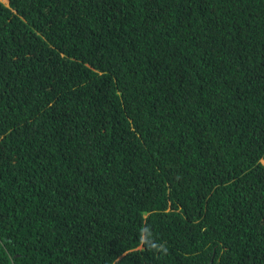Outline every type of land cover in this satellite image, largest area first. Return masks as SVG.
<instances>
[{"label":"trees","instance_id":"16d2710c","mask_svg":"<svg viewBox=\"0 0 264 264\" xmlns=\"http://www.w3.org/2000/svg\"><path fill=\"white\" fill-rule=\"evenodd\" d=\"M0 1V264H264V0Z\"/></svg>","mask_w":264,"mask_h":264},{"label":"clouds","instance_id":"9594fccd","mask_svg":"<svg viewBox=\"0 0 264 264\" xmlns=\"http://www.w3.org/2000/svg\"><path fill=\"white\" fill-rule=\"evenodd\" d=\"M0 1H3L6 5L8 4L6 1H4V0H0Z\"/></svg>","mask_w":264,"mask_h":264}]
</instances>
